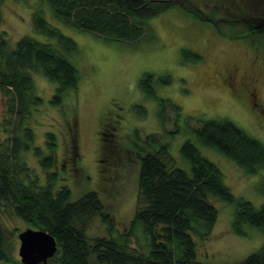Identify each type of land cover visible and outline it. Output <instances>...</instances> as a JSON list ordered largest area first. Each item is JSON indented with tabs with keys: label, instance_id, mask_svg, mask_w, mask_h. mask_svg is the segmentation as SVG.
<instances>
[{
	"label": "rangeland",
	"instance_id": "obj_1",
	"mask_svg": "<svg viewBox=\"0 0 264 264\" xmlns=\"http://www.w3.org/2000/svg\"><path fill=\"white\" fill-rule=\"evenodd\" d=\"M182 2L184 6L179 1L148 20L147 37L129 43L107 41L65 25L53 16L45 0H0V32H5L11 48L24 35L52 42L34 29L33 15L37 11H42L50 24L79 47L80 55L71 57L80 73L78 88L67 92L61 106L51 102L56 84L42 73H33L36 91L43 102L32 112L30 123L37 144L43 145L47 132L57 136L56 170L71 189L72 200L87 191L100 195L103 214L93 216L85 231L90 242L98 237L115 238L124 241L130 250L143 253L149 250L143 228L132 224L140 208L136 145L141 139L154 135L168 143L176 164L188 171L190 164L180 149L191 137L185 132L168 134L175 131L176 123L180 128L186 124L196 127L201 124L199 118H228L264 142V30L246 32V24L239 22L234 29H244L247 36L232 38L229 31H225L226 35L220 33L222 28L229 30L227 17L239 20L248 18L256 9L264 11V0ZM259 26L264 23L254 25ZM146 72L171 77L169 84L154 86L155 93L158 98L179 106L180 116L169 106L165 123L161 122L157 100L147 98L139 88ZM138 107L146 109L144 117L139 115ZM4 116L5 105L0 96V121ZM104 139L120 143L122 148L117 147V156L105 152ZM68 141L76 146L81 157L76 169L65 156ZM197 145L201 154L220 168L224 183L234 195L256 206L264 202L255 188L264 178V168L248 174L215 148ZM140 147L144 148L142 144ZM62 164H67L68 172L59 169ZM212 202L218 209V217L209 233L199 222L191 232L200 261L236 264L264 245V233L255 227L244 225L247 236L233 232L232 205L219 200ZM0 221L7 228L6 237L14 246L13 253L20 259L18 233L32 226L14 215L3 201ZM59 253L47 264H61ZM89 262L96 263L94 254Z\"/></svg>",
	"mask_w": 264,
	"mask_h": 264
},
{
	"label": "trees",
	"instance_id": "obj_2",
	"mask_svg": "<svg viewBox=\"0 0 264 264\" xmlns=\"http://www.w3.org/2000/svg\"><path fill=\"white\" fill-rule=\"evenodd\" d=\"M45 1L53 16L65 25L94 33L107 41L129 43H138L147 37V23L152 17L178 5L179 1V5H185L182 0ZM251 12L248 18L239 20L227 17L229 30L222 28L220 33L226 35L225 31H229L234 38L264 30L261 28L264 26L254 27L264 23V11ZM33 17L34 29L52 42L24 35L11 48L5 32H0V96L5 105V116L0 121V202L33 228L46 230L56 239L61 264H92L91 254L96 258L94 264H207L198 258L191 232L199 222L207 227L205 233H209V227L218 217L212 200L233 206L234 233L247 236L244 225L264 233V202L256 206L234 195L224 183L220 168L203 156L197 145L215 148L246 173L256 174L264 168V142L228 118H199V126L186 124L180 128L176 123L175 131L168 133L174 136L185 132L191 137L180 149L190 164L189 171L176 164L170 145L154 135L136 145L140 163L137 194L140 208L132 224L143 228L148 252L130 250L124 241L115 238L98 237L90 242L85 231L93 216L103 214L100 195L97 191H87L72 200L71 189L61 181L56 170L57 136L47 132L43 145L37 144L30 123L32 112L43 102L36 91L33 73H42L56 84L51 102L61 106L67 92L78 88L80 73L71 57L80 55V50L71 37L48 22L42 11L35 12ZM239 22L246 24L245 33L239 27L234 29ZM170 82L169 75L157 76L151 72L144 73L139 81L145 96L157 100V114L162 123L169 106L180 116L179 106L158 98L155 93L154 86ZM138 111L140 116H145L146 109L138 107ZM69 141L65 156L76 169L81 157ZM118 146L122 148L120 143L104 139V150L111 157L118 155ZM66 167L67 164H62L59 169L68 172ZM255 188L264 197V178ZM6 233L7 228L0 221V264H23L13 253L14 246ZM236 264H264V245Z\"/></svg>",
	"mask_w": 264,
	"mask_h": 264
},
{
	"label": "water",
	"instance_id": "obj_3",
	"mask_svg": "<svg viewBox=\"0 0 264 264\" xmlns=\"http://www.w3.org/2000/svg\"><path fill=\"white\" fill-rule=\"evenodd\" d=\"M18 254L23 264H47L58 253L56 239L46 230L29 227L18 233Z\"/></svg>",
	"mask_w": 264,
	"mask_h": 264
},
{
	"label": "flooded vegetation",
	"instance_id": "obj_4",
	"mask_svg": "<svg viewBox=\"0 0 264 264\" xmlns=\"http://www.w3.org/2000/svg\"><path fill=\"white\" fill-rule=\"evenodd\" d=\"M102 133H103V131H102Z\"/></svg>",
	"mask_w": 264,
	"mask_h": 264
}]
</instances>
